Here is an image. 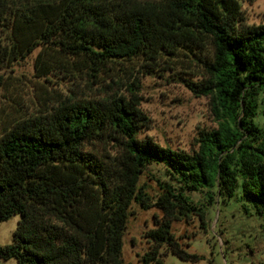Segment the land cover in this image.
Wrapping results in <instances>:
<instances>
[{"label":"trees","instance_id":"trees-1","mask_svg":"<svg viewBox=\"0 0 264 264\" xmlns=\"http://www.w3.org/2000/svg\"><path fill=\"white\" fill-rule=\"evenodd\" d=\"M0 31L11 58L41 47L40 73L55 62L109 75L118 87L101 98H60L0 129V222L20 216L0 259L125 264L133 203L161 211L137 264H164L167 252L198 261L171 227L197 216L205 229L208 206L237 203L264 224V23H247L238 0H0ZM186 53L201 79L182 81L208 98L216 124L192 153L138 137L150 122L139 68ZM153 164L169 180L158 181L154 200L140 182Z\"/></svg>","mask_w":264,"mask_h":264},{"label":"rangeland","instance_id":"rangeland-1","mask_svg":"<svg viewBox=\"0 0 264 264\" xmlns=\"http://www.w3.org/2000/svg\"><path fill=\"white\" fill-rule=\"evenodd\" d=\"M238 1L247 23H264V0ZM0 46L6 47L5 56L0 48V129L23 115L36 113L41 106L55 104L60 98H101L110 93L111 88H118L110 84L109 75L92 77L71 65L53 62L49 71L40 73L35 59L41 47H36L24 58H11L10 43L4 31H0ZM186 54L189 58L180 54L178 58L162 59L152 69L136 67L144 72L139 75L138 91L142 98L140 107L150 120L138 137L148 136L160 145L192 153L197 148L199 133L215 128L216 124L208 98L197 96L182 81L184 78L193 82L201 79L199 65L192 61L190 54ZM159 180L169 181L161 165H149L141 176L140 182L152 200L159 193ZM191 197L202 205L206 204L202 194L193 193ZM154 215L160 216L161 211L156 207L143 209L138 203L132 204L122 238L125 264H137L140 256L150 248L145 233L153 228ZM19 219L16 214L0 222L1 246L12 243ZM206 221L205 229L197 216L187 222L175 221L171 227L181 247L188 253L197 254L198 261L181 260L167 252L161 256L163 263L264 264V224L261 218L245 214L239 204L231 202L220 208L208 206ZM0 264H16V261L0 259Z\"/></svg>","mask_w":264,"mask_h":264}]
</instances>
